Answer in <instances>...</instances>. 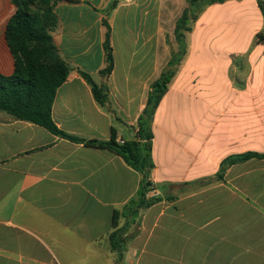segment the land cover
Masks as SVG:
<instances>
[{
    "label": "crops",
    "instance_id": "obj_1",
    "mask_svg": "<svg viewBox=\"0 0 264 264\" xmlns=\"http://www.w3.org/2000/svg\"><path fill=\"white\" fill-rule=\"evenodd\" d=\"M112 1L64 0L56 5L59 27L53 37L72 71L57 91L52 118L71 135L109 142L114 133L118 143L136 140L151 86L178 50L176 21L188 4L185 0H119L108 12ZM260 2L228 0L210 5L187 34V54L152 124L155 168L151 178L161 197L174 200L164 199L142 212L139 233L128 244L124 264L132 258L133 264H200L201 257H211V245L202 236L211 235V212L201 201L207 186L192 183L215 176L219 170L211 175V161L216 155H223L220 169L231 155L264 152L248 149L264 136V105L255 98L249 99L254 103L250 104L242 96L250 88L249 76L239 86L227 75L228 84L215 82L223 76L217 68L230 67L235 53L251 57L259 46L264 47V41L255 40L264 30ZM216 9L218 32L225 38L221 50L213 49L211 41ZM15 12L12 0H0V71L5 75L15 69L6 40L7 24ZM105 19L112 28L115 60L107 78L101 75ZM253 20L259 25L250 28L247 40L244 37L247 46H232L227 34L238 38L242 24ZM80 71L104 86L110 109L96 101ZM218 87L240 94V101L224 105L223 126L215 117L208 137L201 141L200 102L207 97L203 112L209 121L216 112ZM249 112L254 113L252 122H248ZM218 129L222 135H212ZM253 161L264 160L249 162ZM141 180V173L111 150L60 138L42 126L0 112V208L12 209L15 215L0 221V264H102L104 260L116 264L110 242L113 214L136 197ZM183 258H191V263Z\"/></svg>",
    "mask_w": 264,
    "mask_h": 264
},
{
    "label": "trees",
    "instance_id": "obj_2",
    "mask_svg": "<svg viewBox=\"0 0 264 264\" xmlns=\"http://www.w3.org/2000/svg\"><path fill=\"white\" fill-rule=\"evenodd\" d=\"M62 1L64 0H12L16 12L7 24L6 40L14 57L15 69L11 75H5L0 71V112L17 120L42 126L60 138L111 150L141 173L142 180L136 197L122 209L115 210L113 214L114 230L110 235V242L113 251L117 254L116 264H124L128 244L139 233L142 212L164 199L168 202L174 200L168 196L147 199L151 173L155 168L152 158L154 140L152 124L155 113L176 75L178 66L187 54L186 36L193 31L194 23L205 8L228 0H185L188 7L176 21L175 28L178 50L173 52L167 69L151 86L146 107L138 119L136 140H123V143L116 142L114 133L109 142L79 138L61 130L52 118L57 91L67 81L72 71L53 37V33L59 27V17L55 7ZM117 5L118 1L113 0L108 12L114 10ZM103 25L106 28L105 66L101 75L107 78L115 68V60L111 41L112 28L106 19ZM259 38L264 39V35L259 34ZM80 74L91 86L96 101L110 109L104 86L96 84L90 74L84 71H80ZM251 160H264V152L248 151L231 155L221 162L215 176L197 180L192 184L203 188L213 183L224 182L228 169ZM123 220L124 223L121 224Z\"/></svg>",
    "mask_w": 264,
    "mask_h": 264
},
{
    "label": "rangeland",
    "instance_id": "obj_3",
    "mask_svg": "<svg viewBox=\"0 0 264 264\" xmlns=\"http://www.w3.org/2000/svg\"><path fill=\"white\" fill-rule=\"evenodd\" d=\"M117 1L119 3V0ZM260 3L264 11V0H261ZM218 10L216 9L213 12L212 17L214 21L212 30L214 36L211 41L213 43L212 48L215 50L223 49L221 43L225 39L218 32ZM117 22H119V19H117ZM256 25H259L256 20L252 22L248 21L246 26L245 22L242 24V32L239 34V37H243V41H241V38L233 36L232 33L227 34L228 39L232 38V46L240 47L238 45H241V43L242 45L246 44L244 39L250 32V28ZM260 34L264 35V30ZM255 40L264 41L263 38H258L257 36ZM225 49L228 48L225 47ZM256 51V55H252L251 57L247 53H235L232 57L230 67H223L224 72L221 71V68H217V73L222 72L223 76H217L215 82L217 86L228 84V79L225 78V75H227L231 78L233 77L236 82L238 81L237 85L239 86L241 84L240 82H244L249 76L250 88L246 94L242 95L243 98H248L250 104L254 103L249 99L255 98L260 104L264 105V47L259 46ZM226 68L227 74L225 73ZM203 98V101L200 102L199 137L201 141L208 137L215 117L216 122H220L223 126L226 115L222 113L224 111V105L230 100L233 104L239 103L240 94L228 92V89H219L218 87L216 90V112L214 116L211 114L208 119L209 121L205 119L206 113L203 112L206 111L205 102L207 97L203 96ZM253 114L251 112L248 113V122L253 121L251 119L254 116ZM194 120H196L195 117ZM221 133V130L218 129L214 130L212 135L217 137ZM252 148L264 151V136L257 140L256 145H248V149ZM222 158V154L216 155L215 160L211 161V175H214L219 170V163ZM205 190L207 191L201 196V201L208 207L207 211L211 212V235L210 237L202 236L205 242L211 245V257H201L199 263L264 264V220L262 221L263 223H258L259 219H264V161H253L237 166L232 171H228L224 182L213 183L207 186ZM2 195L3 193L0 191V197ZM10 217L15 218L14 210L0 208V221H4ZM194 258L197 260V257ZM190 259L183 258L182 260L191 263ZM134 260L135 258L126 259L125 264H133L131 261ZM102 264H107V261L104 260Z\"/></svg>",
    "mask_w": 264,
    "mask_h": 264
},
{
    "label": "built area",
    "instance_id": "obj_4",
    "mask_svg": "<svg viewBox=\"0 0 264 264\" xmlns=\"http://www.w3.org/2000/svg\"><path fill=\"white\" fill-rule=\"evenodd\" d=\"M119 142L123 143L124 141L120 140ZM159 196H161V194L157 188L156 182L152 178H150V186L149 191L147 193V199H153Z\"/></svg>",
    "mask_w": 264,
    "mask_h": 264
}]
</instances>
